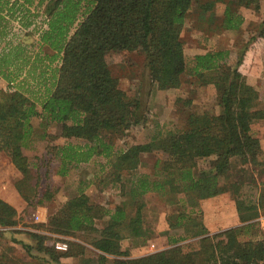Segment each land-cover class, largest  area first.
<instances>
[{"label": "trees", "instance_id": "obj_1", "mask_svg": "<svg viewBox=\"0 0 264 264\" xmlns=\"http://www.w3.org/2000/svg\"><path fill=\"white\" fill-rule=\"evenodd\" d=\"M24 1L30 4L33 0ZM260 1L205 0L199 8L204 13L224 4L218 27L238 34L244 21L239 9L258 12ZM192 3L49 0L47 27L39 38L50 53L37 63L25 64L26 72L38 70L39 90L31 89L25 95L20 89H0V152L23 175L15 186L24 200L33 206L52 200L58 186L48 183L38 190L37 182L32 193L24 186L30 178L24 149L35 147L31 122L39 119L46 125L40 135L45 150L59 155L56 174L65 175L72 166L93 156L103 158L100 172H105L100 178L97 174L95 182L103 187L117 186L122 200L107 207L92 201L80 188L47 216L45 227L66 236L86 231L90 238L82 241L93 248L70 241L67 250L59 251L55 247L58 240L29 232L35 244L19 241L27 252L35 246L55 264H67L58 262L63 257L78 258L76 264H264V235L255 237L250 232L259 224L255 220L259 209L264 212V183L257 200L249 203L239 197L242 179L229 184L235 186L241 222L237 226L209 234L198 208L200 199L228 190L220 180L227 178L234 164H261L260 140L253 134L252 124L264 119V109L257 106L260 93L247 77L258 76L262 69L264 19L256 34L235 53L233 63L228 49H209L188 57L181 33ZM121 51L144 54L149 79L157 90L180 87L186 75L193 85H212L218 112H190L182 129H170L148 141H117L145 120L141 99L119 87L106 62L107 54ZM44 59L48 64L40 62ZM49 124L58 126L59 133L49 132ZM59 137L84 143L59 146L53 143ZM150 153L162 156L154 164L158 175H137L142 155ZM207 159L208 168L200 169L199 162ZM149 192H156L172 210L166 216L168 229L163 232L170 247L133 257L129 249H122V241L128 239L133 247H142L152 236L153 231L144 227L143 214ZM16 214V209L0 198V225H15ZM172 230H179L180 235L172 236ZM186 240L190 241L180 243ZM0 264H6L1 256Z\"/></svg>", "mask_w": 264, "mask_h": 264}, {"label": "rangeland", "instance_id": "obj_2", "mask_svg": "<svg viewBox=\"0 0 264 264\" xmlns=\"http://www.w3.org/2000/svg\"><path fill=\"white\" fill-rule=\"evenodd\" d=\"M203 1L205 0H193L191 8L184 19V27L181 33L184 43V53L190 57L194 54L204 53L209 49H228L231 51L230 63H233L235 61V53L238 52L252 34H256L258 24L264 19V0L260 1V10L258 12L250 8L242 7L239 9L244 21L238 34L233 31L221 30L218 27L222 18L224 4L218 3L212 11L202 13L199 4ZM11 3V0H8V8L14 11L13 15L14 13L18 15V23L13 24V33L15 35L20 36L21 33L23 34L22 26L26 29L24 35L29 36L47 25L49 12L47 11L45 0L43 2L40 1L39 5L36 3L34 11L25 9L26 11L21 12L20 9H17L16 4L12 5ZM42 3L43 6H41ZM9 9L7 10L9 11L8 14L12 11ZM23 13L25 16L22 15ZM260 55L263 64L261 72L258 76L248 75L247 82L259 91L260 99L257 106L264 109V41L260 42ZM106 62L111 73L118 79L119 87L128 94L139 97L145 108V120L128 129L122 139L117 140L119 142L133 144L148 141L153 137L161 136L170 129H182L186 124V117L190 112L202 113L207 111L209 113H216L219 110L213 86L193 85L191 84L189 75L183 77V83L178 88L155 89L145 67L144 54L140 51L109 53L106 55ZM8 86V84L3 83L0 79V89L13 91ZM31 123V137L32 143H35V147L24 149L30 168V178L26 180L27 182H25L24 186L31 193L35 190V183L37 184V182L39 185L38 190H42L48 183L58 186L59 190L52 200L48 202L34 206L29 204L19 194L15 186L16 182L23 178V175L14 167L9 158L0 152V194H2V197L10 198V196H13L15 198L12 206L17 212L15 225H0V256L6 264H46L49 262V264H55L47 260V256H44L42 252H38L35 246L29 252L21 246L19 241L35 244L32 243L31 237L28 234L29 232L48 235L51 237L49 241H52V239L53 241L54 239L58 240L55 243V247L59 251L65 250H61L57 243H66L68 249L70 241L89 240L90 237L85 233L86 231L84 233L76 232L73 236H66L50 232L45 227L47 216L55 212L68 198L77 194L80 188L90 196L92 201L99 202L107 207H112L122 200L117 186L103 187L102 184L95 182L97 174L98 178H100L105 172V170L100 172L101 166L104 163L103 158L93 156L87 162H80L72 166L65 175L56 174L59 155L51 150L46 151L44 140L40 136L43 132L42 129L46 125H44V122L41 124L39 119H32ZM46 129L52 133H59V127L56 125L49 124ZM252 132L260 140L263 154L261 164H234L233 168L228 172L227 178L220 180L221 184H226L229 188L218 195L217 198L219 199L217 202H212L207 207L209 230L215 229L217 230L216 232H219L226 229H220L221 227L230 225L229 223L221 225L215 223L219 220L216 219L218 211H211L212 208H216L219 204H224L226 212L228 214L233 213L234 208H236V196L233 192L235 186H229V184L242 179L239 197L244 198L248 203L255 202L260 189L263 188L264 119L252 124ZM53 143L62 146L67 143L83 144L84 141L72 137H59ZM161 157V155L154 153L143 154L137 175L144 173L150 178H154V174L158 175V170L154 168V164ZM209 162L210 159L201 161L198 166L200 169L208 168ZM125 177L127 175H124L123 178L125 179ZM1 199L4 200L3 198ZM144 200L145 207L143 214L145 226L154 231V237L142 247H133L128 240H123L122 249H129V254L133 257L149 253L151 249L153 251L150 252H154L170 247L167 239L161 233L164 230L163 228H167L166 216L172 211L170 206L165 204L156 192L147 193ZM221 212L225 214L224 211ZM261 219H264V215L263 210L259 209V216L255 220L260 224ZM259 224H257L256 228L250 230L251 233H255V237L264 235V229H261ZM171 232L174 237L180 235L179 230H172ZM189 241H181L180 243ZM151 244H154L153 248H150ZM58 262H61V260Z\"/></svg>", "mask_w": 264, "mask_h": 264}, {"label": "crops", "instance_id": "obj_3", "mask_svg": "<svg viewBox=\"0 0 264 264\" xmlns=\"http://www.w3.org/2000/svg\"><path fill=\"white\" fill-rule=\"evenodd\" d=\"M11 2L12 5L16 4L17 9H20L21 12L26 11L25 9H31L32 11H34L35 8L34 6H36L39 3L38 0H33L30 4L26 3L24 0H11ZM41 2H43V0ZM45 3L46 6L48 7L49 0H45ZM41 6H43V3L41 4ZM8 9H9L8 0H0V79L3 81V83L8 84L9 85L8 87L9 88L11 87L13 91L16 89H20L25 95L27 94L29 95L30 94L28 93L30 92L29 90L31 89H34V91L39 90L38 80H40V78H39V73H37L38 70H36V73L34 74L26 72L27 65L25 64H30L32 62L37 63V61H39L38 59L41 58L45 53H50L49 49L45 48L44 46H41L42 42H40V38H39L40 32L46 29L47 25L45 27L43 26V28L39 29L37 32H35V34H31L29 36L24 35L26 29L22 26V30L24 31L23 34L21 33L20 36L15 35L13 33V24L18 23L17 21L18 15L16 13H14L13 15L14 11L12 9H11L12 11L9 9L11 12L10 14H8L9 13V11H7ZM22 15L25 16L24 13ZM30 15L33 16L32 14ZM34 45L37 47L34 48L31 47ZM42 61L45 62L46 64H48L49 62L48 59L41 60L40 62ZM55 63L52 64L54 65ZM46 75L49 74L47 73ZM218 195L208 197L205 199H200L198 202V208H200L201 210V218L203 224L207 228L208 232L210 231L209 234H213V232H216L217 230L215 229L209 230L210 228H208L209 226L207 224V220H208L207 207L210 205V203L217 202V200L219 199L217 198ZM0 197L3 198L6 202L10 203L11 205L13 204L14 202L13 200L15 199L13 196H10V198L2 197V194H0ZM212 210H216L215 212L218 211V216L216 217V219L219 220H217L218 222L215 223H219V225L225 223L230 224L223 226L220 229L229 228L241 224L238 218L236 208H234L233 213L230 214L226 212V209L224 208V204H219L216 208H212L211 211ZM221 211H224L225 214H222ZM259 226L261 229H264V219H261ZM144 227H146L145 222H144ZM163 229L164 230H162L161 232L162 235H164L163 232H165L168 229V224H167V228L165 227ZM153 237H154V231L150 239L147 240V242L152 240ZM124 240H128V239H124ZM78 241L84 246L93 248L91 244H88L82 240L81 241L78 240ZM153 247L154 244H151L150 248ZM150 251H153V249H151ZM140 255L141 254H139L138 256ZM60 260L62 263H67V264L79 263V259L76 257H63Z\"/></svg>", "mask_w": 264, "mask_h": 264}, {"label": "built area", "instance_id": "obj_4", "mask_svg": "<svg viewBox=\"0 0 264 264\" xmlns=\"http://www.w3.org/2000/svg\"><path fill=\"white\" fill-rule=\"evenodd\" d=\"M263 215H264V212H263ZM58 247L61 249V250H66L67 249V244L66 243H57Z\"/></svg>", "mask_w": 264, "mask_h": 264}]
</instances>
